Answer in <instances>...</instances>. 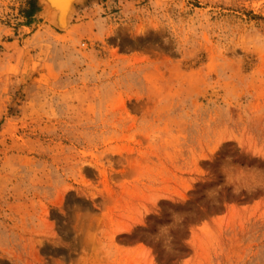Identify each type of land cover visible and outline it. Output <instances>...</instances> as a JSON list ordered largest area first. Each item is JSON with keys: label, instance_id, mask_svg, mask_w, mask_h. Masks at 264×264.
Masks as SVG:
<instances>
[{"label": "rangeland", "instance_id": "obj_1", "mask_svg": "<svg viewBox=\"0 0 264 264\" xmlns=\"http://www.w3.org/2000/svg\"><path fill=\"white\" fill-rule=\"evenodd\" d=\"M45 10L0 0V264H264V0Z\"/></svg>", "mask_w": 264, "mask_h": 264}, {"label": "bare ground", "instance_id": "obj_2", "mask_svg": "<svg viewBox=\"0 0 264 264\" xmlns=\"http://www.w3.org/2000/svg\"><path fill=\"white\" fill-rule=\"evenodd\" d=\"M82 0H42L47 18L63 30L69 29L76 6Z\"/></svg>", "mask_w": 264, "mask_h": 264}, {"label": "trees", "instance_id": "obj_3", "mask_svg": "<svg viewBox=\"0 0 264 264\" xmlns=\"http://www.w3.org/2000/svg\"><path fill=\"white\" fill-rule=\"evenodd\" d=\"M34 13H35V11H34V9H33L32 14H30V16H31V15H34Z\"/></svg>", "mask_w": 264, "mask_h": 264}]
</instances>
